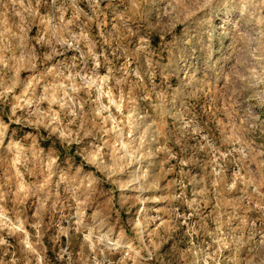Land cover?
Listing matches in <instances>:
<instances>
[{
	"label": "rangeland",
	"instance_id": "obj_1",
	"mask_svg": "<svg viewBox=\"0 0 264 264\" xmlns=\"http://www.w3.org/2000/svg\"><path fill=\"white\" fill-rule=\"evenodd\" d=\"M0 264H264V0H0Z\"/></svg>",
	"mask_w": 264,
	"mask_h": 264
},
{
	"label": "bare ground",
	"instance_id": "obj_2",
	"mask_svg": "<svg viewBox=\"0 0 264 264\" xmlns=\"http://www.w3.org/2000/svg\"><path fill=\"white\" fill-rule=\"evenodd\" d=\"M217 28H218V29H222V28H223V26H221V24H220L219 26H217Z\"/></svg>",
	"mask_w": 264,
	"mask_h": 264
}]
</instances>
